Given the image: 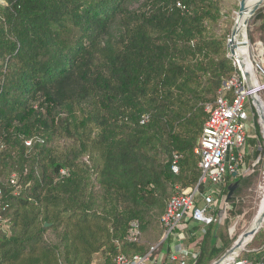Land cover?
Masks as SVG:
<instances>
[{"label": "trees", "instance_id": "1", "mask_svg": "<svg viewBox=\"0 0 264 264\" xmlns=\"http://www.w3.org/2000/svg\"><path fill=\"white\" fill-rule=\"evenodd\" d=\"M225 1L0 0V179L18 177L0 204V264H116L160 243L176 187L200 180L206 106L236 73ZM256 132L244 167L262 162ZM249 182L228 176L215 221L193 228L196 264L231 248L216 229ZM238 259L264 264V227Z\"/></svg>", "mask_w": 264, "mask_h": 264}, {"label": "built area", "instance_id": "2", "mask_svg": "<svg viewBox=\"0 0 264 264\" xmlns=\"http://www.w3.org/2000/svg\"><path fill=\"white\" fill-rule=\"evenodd\" d=\"M262 35V40L255 47L250 45V65L246 64L250 78L246 77L237 57L230 53L236 73L224 82L216 100L206 106L209 118L195 149V154L200 158L201 177L198 184L187 189L176 187V193L170 199L161 219L163 236L160 243L153 245L145 255H120L116 258V264L197 263L200 255L198 241L192 244L187 241L193 236L195 226H209L215 221L219 198L227 186L228 176L238 174L245 160L244 147L250 128L247 122L250 118L254 122L260 107L264 108V23ZM247 107L253 111L250 118ZM26 145L31 146V143ZM179 160L180 157L175 155L172 161V171L175 174L179 173ZM62 173L66 174L65 171ZM7 185L17 190L18 177L14 174L8 181L0 179V204ZM140 239V223L132 221L128 240L136 243ZM167 242H171L170 253L165 260H159L160 246ZM233 264L254 263L237 258Z\"/></svg>", "mask_w": 264, "mask_h": 264}, {"label": "rangeland", "instance_id": "3", "mask_svg": "<svg viewBox=\"0 0 264 264\" xmlns=\"http://www.w3.org/2000/svg\"><path fill=\"white\" fill-rule=\"evenodd\" d=\"M240 2L241 0H226L224 2L225 16L223 18V22L221 25L222 26L221 32L218 31L219 33H223L225 31V28L230 21L232 22V27L230 26V24L227 27L230 26L231 34H232L233 27L238 17ZM140 4H141V1L134 2L132 4V8L136 9L140 6ZM263 23H264V3L262 7L256 12V14L249 19V22H248L247 38L251 46L255 47L256 43L262 40ZM261 81H263L262 78H261ZM252 112L253 111L250 109V107H247V114L249 115V118L253 114ZM260 119L261 118L259 114L257 113L254 122H252L250 118V120L247 123L250 127L249 132H248V138H252V139L257 138L256 129L259 130V135L261 136L262 141L261 142L257 141V146H258V149L262 152L261 154L262 162L260 165L258 164V161L260 159L259 157L257 161H252L250 167L248 166L244 167L245 163L244 162L242 163L241 169L239 170L238 174L243 177L249 176V181H250L248 184H245V185L243 184L244 186L242 188V191L239 193V196H241L244 199V202L240 205V208L237 211V214L230 221L227 227L225 225L224 218L221 217V221L218 225V228L216 229V234L218 237L221 234H225V235L227 234L229 241L232 242L231 247L236 243V241L240 238L242 234L246 233L249 230L252 224V221L254 220L253 217H255L258 206L262 200V193H261L262 190L260 189L264 187V179H263L264 178V134H263V129L260 123ZM219 245H222L221 241H219ZM244 251H246V248ZM224 254L220 255L218 259L222 257ZM217 260H214L212 264L216 262ZM97 261L99 262V260Z\"/></svg>", "mask_w": 264, "mask_h": 264}, {"label": "water", "instance_id": "4", "mask_svg": "<svg viewBox=\"0 0 264 264\" xmlns=\"http://www.w3.org/2000/svg\"><path fill=\"white\" fill-rule=\"evenodd\" d=\"M245 1L246 0H241V2H240V8H239V12H238L239 17H241L243 15V13H244ZM263 3H264V0H260L248 12V18L245 20V25L246 26H248L249 19L256 14V12L262 7ZM236 29H237V23H235V25L233 27L231 38H230V40L228 42L229 50H230V53L233 56L237 57V59L240 61L241 67L244 70L246 77L249 79L250 75H249V73L247 71L245 60H244L243 57H241L237 53L239 48L241 46H245L246 44H245V42H240V41L237 40V30ZM259 116H260V118L262 117L261 111H259ZM233 176L237 177L238 174H234ZM237 188H238V183H235V184L229 186V193H228V197H227L228 201H230L233 198ZM263 227H264V213H263L262 217L260 218L257 226L255 228H253L252 230H250L248 233L246 232V233L242 234L240 236V238L236 241V243L229 250H227L226 253L222 257H220L216 262H214L213 264H222L225 260L230 259V258L233 259L231 264L235 263V261L237 259L236 257H238L239 254L241 252H243L245 250V248H246L245 247V248H243L241 250V247L243 245L244 240L247 239V238H251V240L249 241V243H250L256 237V235L261 231V229Z\"/></svg>", "mask_w": 264, "mask_h": 264}, {"label": "bare ground", "instance_id": "5", "mask_svg": "<svg viewBox=\"0 0 264 264\" xmlns=\"http://www.w3.org/2000/svg\"><path fill=\"white\" fill-rule=\"evenodd\" d=\"M260 0H246L245 1V10L244 13L241 17H237L236 23H237V40L240 42H245V46H241L238 50V55H240L241 57L244 58V60L246 61L245 64L250 65L248 62L249 59V52H250V43L249 40L247 38V26L245 25V20L248 18V12L259 2ZM260 111H261V119H260V123L263 129V134H264V108L261 106L260 107ZM264 179V178H263ZM260 190H262V200L258 206L257 209V213L255 215L254 220L252 221V224L249 228V230L247 231V233L252 230L253 228H255L260 220V218L262 217L263 213H264V187H262ZM251 240V238H247L244 240L243 245L241 247V250L243 248L246 247V245L249 243V241ZM240 250V251H241ZM232 258L225 260L222 264H231L232 263Z\"/></svg>", "mask_w": 264, "mask_h": 264}, {"label": "crops", "instance_id": "6", "mask_svg": "<svg viewBox=\"0 0 264 264\" xmlns=\"http://www.w3.org/2000/svg\"><path fill=\"white\" fill-rule=\"evenodd\" d=\"M187 242L190 243V239ZM169 253H170L169 248L165 247L164 249H161V252L159 253V260H165Z\"/></svg>", "mask_w": 264, "mask_h": 264}]
</instances>
